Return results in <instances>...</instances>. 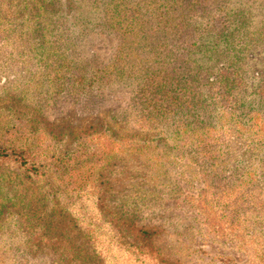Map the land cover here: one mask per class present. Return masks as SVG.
<instances>
[{
	"label": "rangeland",
	"instance_id": "374dc122",
	"mask_svg": "<svg viewBox=\"0 0 264 264\" xmlns=\"http://www.w3.org/2000/svg\"><path fill=\"white\" fill-rule=\"evenodd\" d=\"M44 2L0 0V264H70L45 214L100 264H264V0Z\"/></svg>",
	"mask_w": 264,
	"mask_h": 264
},
{
	"label": "trees",
	"instance_id": "16d2710c",
	"mask_svg": "<svg viewBox=\"0 0 264 264\" xmlns=\"http://www.w3.org/2000/svg\"><path fill=\"white\" fill-rule=\"evenodd\" d=\"M34 1L38 2L39 0H34ZM40 1L44 5V3H45L44 0L43 1L40 0ZM39 6L43 9L42 5H39ZM44 7H45V12H47L48 7L47 6H44ZM165 84L163 86H161L160 82H158L156 85L157 90L160 92V90L163 89ZM0 138L2 139V142L4 143L5 139H3L4 135L2 133L0 135ZM29 155L30 154L27 153L25 150H20V149L16 150L13 148L10 151H7L6 147L0 146V156H16L18 158V160L20 161V163H24V164L29 163V157H28ZM31 164H33V162H31L30 165ZM27 167H29V166H27ZM19 200L22 201L21 199H19ZM22 207H24V206H22ZM0 211H1V209H0ZM38 219L43 220V222L38 223L40 228H42V231H40V233H39L37 246H40L42 240L46 239V241H45L46 246H48V248H50V249L51 248L55 249L54 251H56V250L59 251L60 258L66 259L67 262L70 264H89V261L96 257V254L93 251H91L89 248H82V247L79 248L78 246L72 244L69 240L65 239L59 233L50 232L49 227H50L51 219H50L48 214H45L44 216H42V218L38 217ZM23 228L26 232L25 234L27 235L28 239H32L33 231H34L33 226L29 225V224H24ZM134 236H136V238H137V245L139 247L142 244V241L150 243V236L151 235L147 230H142L141 228H138L136 230V233ZM31 246H33V244ZM97 261L100 264V260H98V258L96 259V263H94V264H98Z\"/></svg>",
	"mask_w": 264,
	"mask_h": 264
}]
</instances>
